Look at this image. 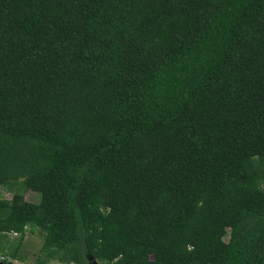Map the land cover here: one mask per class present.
Here are the masks:
<instances>
[{
    "label": "trees",
    "instance_id": "1",
    "mask_svg": "<svg viewBox=\"0 0 264 264\" xmlns=\"http://www.w3.org/2000/svg\"><path fill=\"white\" fill-rule=\"evenodd\" d=\"M19 184L5 263L264 264V0H0Z\"/></svg>",
    "mask_w": 264,
    "mask_h": 264
},
{
    "label": "rangeland",
    "instance_id": "2",
    "mask_svg": "<svg viewBox=\"0 0 264 264\" xmlns=\"http://www.w3.org/2000/svg\"><path fill=\"white\" fill-rule=\"evenodd\" d=\"M21 191L25 195V199L31 203L39 202V195L33 191H25L22 188L21 184L17 186H5L0 189V198H4L7 200H11L15 193ZM13 239L16 238V235L12 237ZM42 235L39 230L29 231L23 246L20 249V256L23 257L22 259H9L10 263L14 264H37L38 259L42 256ZM2 260V257H0ZM4 261V259H3ZM49 264H62L58 261H51Z\"/></svg>",
    "mask_w": 264,
    "mask_h": 264
},
{
    "label": "water",
    "instance_id": "3",
    "mask_svg": "<svg viewBox=\"0 0 264 264\" xmlns=\"http://www.w3.org/2000/svg\"><path fill=\"white\" fill-rule=\"evenodd\" d=\"M0 264H14V263H5L4 261L0 260Z\"/></svg>",
    "mask_w": 264,
    "mask_h": 264
},
{
    "label": "built area",
    "instance_id": "4",
    "mask_svg": "<svg viewBox=\"0 0 264 264\" xmlns=\"http://www.w3.org/2000/svg\"><path fill=\"white\" fill-rule=\"evenodd\" d=\"M3 261V260H2Z\"/></svg>",
    "mask_w": 264,
    "mask_h": 264
}]
</instances>
